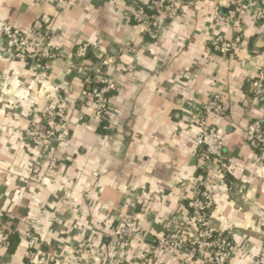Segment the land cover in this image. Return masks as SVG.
Masks as SVG:
<instances>
[{"label":"crops","instance_id":"obj_1","mask_svg":"<svg viewBox=\"0 0 264 264\" xmlns=\"http://www.w3.org/2000/svg\"><path fill=\"white\" fill-rule=\"evenodd\" d=\"M58 1L0 0V22L45 33L58 48L49 61L21 59L0 33V225L12 237L0 247V264H26L27 228L41 234L51 264L77 257L81 264H143L161 233L193 236L187 202L204 180L196 117L212 95L227 107L225 117L210 119L227 162L244 168L215 186V222L232 225L226 264L264 261L258 233L264 149L245 139L248 123H264V97H253L250 86L264 49V27L252 9L241 0H177L174 16L159 17L150 39L130 19L145 0H67L64 9ZM234 8V18L216 21L215 13L226 16ZM216 35H240L242 43L231 55L216 53L210 48ZM81 42L97 43L84 63L105 60L100 69L115 85L105 123L95 117L80 63L69 56ZM56 105L67 106L69 136L56 145L51 164L48 141L30 140L25 131L34 107ZM130 204L143 241L112 249L108 234ZM155 262L209 264L210 258L184 247L173 256L159 253Z\"/></svg>","mask_w":264,"mask_h":264},{"label":"built area","instance_id":"obj_2","mask_svg":"<svg viewBox=\"0 0 264 264\" xmlns=\"http://www.w3.org/2000/svg\"><path fill=\"white\" fill-rule=\"evenodd\" d=\"M241 7L252 9L254 20L264 27V0H241ZM57 8L64 9L67 0L56 3ZM151 9V12L146 10ZM177 0H145L144 3L130 11V19L143 27L150 39L157 36L159 17H172L178 10ZM236 8L229 10L226 16L214 14L216 21L234 18ZM0 33L14 57L30 58L37 63L49 61L57 51L56 45L48 35L33 28H16L6 22H0ZM242 43L240 35L225 38L216 35L210 41L213 52L223 55L235 53ZM98 47L97 43L81 42L77 44L69 55L80 63L82 81L86 95L94 105L95 117L101 121L107 118L110 93L115 85L102 73L101 66L105 60H98L94 65L84 63L90 51ZM263 66L258 69L250 80L252 95L255 98L264 97V49L262 51ZM95 83V84H94ZM67 106L34 107L32 113L34 120L25 131L28 139H42L48 141L46 147V160L55 163V147L65 141L69 136L68 121L65 118ZM227 114V107L219 95H212L204 103L196 117L198 132L194 137L196 157L200 169L204 173V180L199 185L195 195L187 202L188 213L193 220L195 234L187 236L181 231L167 230L155 239L154 246L142 255L143 264H156L159 253L173 256L177 251L187 247L197 255H208L209 264H226L230 252V230L232 225L226 220L215 222V186L223 184L227 177L235 173H243L244 168L227 162L224 154V139L216 125L210 119L222 118ZM45 125V128H42ZM106 128V126H104ZM245 139L252 147L264 149V123L255 119L245 128ZM103 208V206H102ZM261 241L264 243V212L259 216V231ZM144 227L135 212V205L122 212L120 219L111 227L108 234L110 248H128L133 241H143ZM26 244V264H51L48 254L41 248V234L32 228L24 232ZM9 241L8 232L0 225V247L6 246ZM71 264H81L77 257ZM250 264H264L261 256H256Z\"/></svg>","mask_w":264,"mask_h":264},{"label":"water","instance_id":"obj_3","mask_svg":"<svg viewBox=\"0 0 264 264\" xmlns=\"http://www.w3.org/2000/svg\"><path fill=\"white\" fill-rule=\"evenodd\" d=\"M153 227H154L155 230L157 229L156 225H153ZM146 239L149 240V241H152L153 240L152 234L148 232L146 234Z\"/></svg>","mask_w":264,"mask_h":264},{"label":"trees","instance_id":"obj_4","mask_svg":"<svg viewBox=\"0 0 264 264\" xmlns=\"http://www.w3.org/2000/svg\"><path fill=\"white\" fill-rule=\"evenodd\" d=\"M146 10L148 11V12H151V9L149 8V7H146ZM95 84V83H94ZM85 87V86H84ZM111 94V93H110ZM104 123H105V121H103ZM15 236V235H14ZM8 237H9V239H10V237H11V233L10 232H8ZM12 238V237H11ZM13 247V246H12ZM10 250H12V248H10Z\"/></svg>","mask_w":264,"mask_h":264}]
</instances>
